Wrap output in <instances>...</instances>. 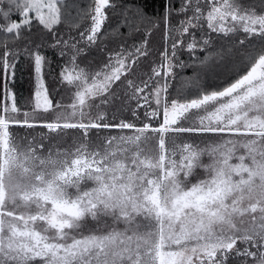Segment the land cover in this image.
Returning a JSON list of instances; mask_svg holds the SVG:
<instances>
[{"label":"snow or ice","instance_id":"6c2138e0","mask_svg":"<svg viewBox=\"0 0 264 264\" xmlns=\"http://www.w3.org/2000/svg\"><path fill=\"white\" fill-rule=\"evenodd\" d=\"M0 264H264V0H0Z\"/></svg>","mask_w":264,"mask_h":264},{"label":"trees","instance_id":"16d2710c","mask_svg":"<svg viewBox=\"0 0 264 264\" xmlns=\"http://www.w3.org/2000/svg\"><path fill=\"white\" fill-rule=\"evenodd\" d=\"M152 2H153V0H148V3H149L150 5L152 4ZM157 6H158V5H157ZM149 10H151V9H149ZM187 75H192V71H191V69L188 70ZM26 79H27V77H26V74H25L21 79H19V80L17 81V89H18V91L26 92V90H27V88H28V85H27V83L25 82Z\"/></svg>","mask_w":264,"mask_h":264}]
</instances>
